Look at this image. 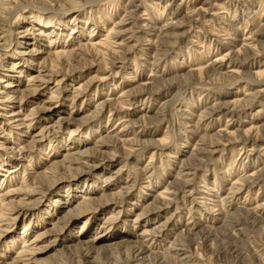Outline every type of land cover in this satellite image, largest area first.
<instances>
[{"label":"rangeland","instance_id":"374dc122","mask_svg":"<svg viewBox=\"0 0 264 264\" xmlns=\"http://www.w3.org/2000/svg\"><path fill=\"white\" fill-rule=\"evenodd\" d=\"M0 114V264H264V0H0Z\"/></svg>","mask_w":264,"mask_h":264},{"label":"bare ground","instance_id":"6f19581e","mask_svg":"<svg viewBox=\"0 0 264 264\" xmlns=\"http://www.w3.org/2000/svg\"><path fill=\"white\" fill-rule=\"evenodd\" d=\"M51 26V25H50ZM54 26V25H53ZM41 31V30H40ZM110 31V30H109ZM43 32V31H42ZM110 33V32H109ZM43 34V33H42ZM23 35V34H22ZM246 39H248V38H246ZM112 43V42H111ZM96 44H99L98 42H96V43H94V44H91L92 46H95ZM100 44H104V45H107V47L108 46H111V44H110V39H109V36H107L106 37V40L105 41H103V42H101ZM99 44V45H100ZM102 45H100V46H102ZM111 47H114V46H111ZM103 48V47H102ZM110 48V47H109ZM106 49H108V48H106ZM110 50V49H109ZM115 50V49H114ZM98 51V50H97ZM101 52V51H100ZM60 53H63V52H61L60 51ZM99 53V52H98ZM220 60V59H219ZM53 67V66H52ZM54 67H57V66H54ZM50 71H51V73H52V75H57V73L59 72V71H61L60 69H52V68H50L49 69ZM49 79V78H48ZM27 81H33V82H37V81H40L42 84H44V83H47L49 80H44L43 78H38L37 76H33V77H31V78H28V79H26ZM258 83V82H257ZM31 84V83H30ZM33 84H35V83H33ZM41 84V85H42ZM18 91V90H17ZM10 98H8L7 99V101L9 100ZM18 111V110H17ZM6 114V113H5ZM18 114H19V112H14V113H12V114H9L10 116H9V118H13V120H12V126L14 127V128H22L24 125H25V123H26V117H22V118H18ZM1 115V114H0ZM4 116V115H3ZM4 118V117H3ZM8 118V119H9ZM6 120V119H5ZM6 124V123H5ZM1 128V127H0ZM7 128V127H6ZM11 129V128H10ZM1 131H4V130H2V128H1ZM43 137V136H42ZM41 139V138H40ZM32 142V141H31ZM25 148V147H24ZM24 148H22V149H24ZM21 149V150H22ZM80 156H87V154H83V153H78ZM72 156V155H71ZM70 155L67 157V158H65L64 159V161L65 162H67L68 164L67 165H62L61 163V165L63 166V168L65 167V169H68V170H71V169H73V168H71L70 167V164L71 163H80L81 164V162H80V160L78 159V158H74V157H71ZM62 162V161H61ZM52 167H54V168H56L54 165H51ZM74 170H76V169H74ZM51 169L50 170H48L47 172L50 174L51 173ZM9 172V171H8ZM11 172H12V170H11ZM78 172V171H77ZM76 172V173H77ZM79 173H82V171H79ZM52 174V173H51ZM51 174L49 175L50 176V178L51 177H54V175L52 174V176H51ZM45 180V179H44ZM48 181H46V183H47ZM46 183H43V186H45L46 185ZM42 187V186H41ZM45 189V188H44ZM37 192V191H36ZM35 192V193H36ZM44 192V191H43ZM34 193V194H35ZM39 193V192H38ZM37 193V194H38ZM41 194H44V193H41ZM40 194V195H41ZM8 194H1L0 195V207L2 206V201H3V198H2V196H7ZM83 205V204H82ZM84 207V206H83ZM20 208H21V210H22V207H16L15 208V210H12V209H9V207H8V211L9 212H11L12 211V213L14 214V216H15V218H19L20 217ZM24 208V207H23ZM14 209V208H13ZM4 215V214H3ZM3 215H1V213H0V218H4V216ZM60 220V219H59ZM2 221V220H1ZM42 236V235H41ZM35 239V238H34ZM32 240V239H31ZM36 240V239H35ZM34 242V241H33ZM30 243V242H29ZM28 244V243H27ZM28 248V245H26L25 246V248ZM45 249H47V247H45V248H43V249H40V251L42 252V251H44ZM25 250V249H24ZM23 250V251H24ZM26 250H28V249H26ZM39 250V249H38ZM23 251H21V252H23ZM141 250H137L136 251V256L134 255L132 258H131V262H133L134 260H136L137 259V257L139 256V254L141 253L140 252ZM27 252V251H26ZM32 252H34L33 250L30 252V255H32ZM19 254V253H18ZM20 255H22V254H20ZM24 255V254H23ZM29 255V254H28ZM30 257V256H29ZM22 258V257H21ZM24 258H25V256H24ZM28 258V257H27ZM33 259V258H32ZM18 261L20 260V259H17ZM25 262H26V260H24ZM28 261H30V260H28ZM27 261V262H28ZM20 262V261H19ZM29 263V262H28ZM18 264V263H17Z\"/></svg>","mask_w":264,"mask_h":264}]
</instances>
